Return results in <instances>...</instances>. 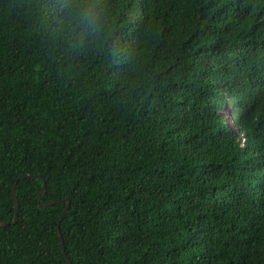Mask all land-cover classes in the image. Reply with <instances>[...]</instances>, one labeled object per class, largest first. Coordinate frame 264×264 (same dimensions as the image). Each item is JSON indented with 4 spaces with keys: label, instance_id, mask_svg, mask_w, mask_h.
I'll return each mask as SVG.
<instances>
[{
    "label": "trees",
    "instance_id": "obj_1",
    "mask_svg": "<svg viewBox=\"0 0 264 264\" xmlns=\"http://www.w3.org/2000/svg\"><path fill=\"white\" fill-rule=\"evenodd\" d=\"M67 199L72 264H264V0H0V264Z\"/></svg>",
    "mask_w": 264,
    "mask_h": 264
},
{
    "label": "water",
    "instance_id": "obj_2",
    "mask_svg": "<svg viewBox=\"0 0 264 264\" xmlns=\"http://www.w3.org/2000/svg\"><path fill=\"white\" fill-rule=\"evenodd\" d=\"M27 176H32L31 174H22L21 177H27ZM39 177H41L39 175ZM46 182L44 180V185L40 191V201H39V204L40 206H45V205H48V204H51V203H55V202H58L60 200H49V201H43L42 200V196L43 194L45 193L46 191ZM13 194H14V200H15V207H16V215H15V219H14V222L17 221V218H18V209H19V200H18V197H17V192H16V186H14V190H13ZM70 207V200L67 199L66 200V206L65 208L63 209L61 215H60V218H59V223H58V232H59V236H60V240H61V245H62V249H63V252H64V255L66 257V260L68 262V264H72V261L70 260L67 252H66V247H65V244H64V238H63V234H62V231H61V228H60V223H61V220H62V217L64 216V214L67 212V210L69 209ZM8 222H4V221H0V225H4V224H7Z\"/></svg>",
    "mask_w": 264,
    "mask_h": 264
},
{
    "label": "rangeland",
    "instance_id": "obj_3",
    "mask_svg": "<svg viewBox=\"0 0 264 264\" xmlns=\"http://www.w3.org/2000/svg\"><path fill=\"white\" fill-rule=\"evenodd\" d=\"M233 121H234L233 119H231V121H230L232 125H234V122Z\"/></svg>",
    "mask_w": 264,
    "mask_h": 264
}]
</instances>
